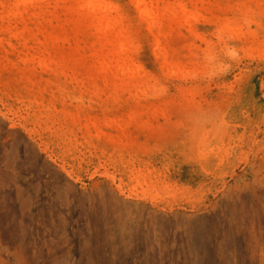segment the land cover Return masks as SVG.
<instances>
[{"label": "rangeland", "instance_id": "1", "mask_svg": "<svg viewBox=\"0 0 264 264\" xmlns=\"http://www.w3.org/2000/svg\"><path fill=\"white\" fill-rule=\"evenodd\" d=\"M203 16L198 29L214 42L218 57L204 60L209 70L195 78L164 82L166 91L153 102L161 117L152 116L154 106L143 109L145 115L131 103L85 95L83 103L67 101L64 109L73 116L121 122L137 112L143 118L129 129L102 126L100 141H87L75 126L74 144H64L57 127L36 123L27 102L0 88V192L14 206L4 209L16 229L6 235V223L0 224V264L24 263L23 245L36 244L54 248L50 254H64L71 264H96L112 257L107 247L98 251L112 240L116 264H197L214 253L226 255L228 264H264V45L252 52L256 44L247 41L244 51H250L233 55L234 41L221 40L206 22L210 16ZM259 19L264 24V13ZM140 36L143 61L157 72L149 39ZM192 41L184 39L186 46ZM26 198L33 203L27 206ZM148 237L153 256L139 247ZM59 241L63 251L70 249L66 255L48 245Z\"/></svg>", "mask_w": 264, "mask_h": 264}, {"label": "bare ground", "instance_id": "2", "mask_svg": "<svg viewBox=\"0 0 264 264\" xmlns=\"http://www.w3.org/2000/svg\"><path fill=\"white\" fill-rule=\"evenodd\" d=\"M128 3L129 6L125 0H0V88L3 94L14 95L27 102L36 123L44 121L52 128L57 127L56 130L62 132L64 144H74L72 137L75 126L84 131V139L93 142L105 137V133L101 131L102 126L129 129L128 127H136V124L143 120L137 112L130 113L122 123L115 119L99 120L69 114L64 109L67 101L72 99L74 102L83 103L82 95H85L87 100L95 99L112 105L123 102L141 105V112L154 106L158 109L153 110L155 113L152 116L161 117L159 106L156 107L153 102L161 98L160 95L166 91L164 82L170 79L195 78L209 70L208 65H203L204 60L210 61L218 57L214 42L198 29L203 15L210 16L206 18V22L215 25L221 40L225 36L234 41L235 45L231 51L233 55L238 51H250L247 50L250 47L244 51L243 45L247 41L256 44L252 47V52L264 45V24L259 19L264 13L262 0H128ZM251 27H254L255 31H251ZM262 32L263 36L259 37ZM140 35L149 39L148 50L157 72L146 66L143 61L145 47ZM187 36L193 40L189 46L184 42ZM202 44L206 45L204 51L200 46ZM66 83H70L72 87L66 88ZM116 162L113 161L114 164ZM148 173L153 174L150 171ZM69 175L67 173V176ZM137 177L140 179L144 176L140 174ZM2 195L4 196L1 197L2 203L0 202V224L6 223L7 229L4 232L11 235L10 229H14L15 219L4 209L8 202L4 199L5 192L1 191L0 196ZM30 200L25 201L27 206ZM22 203L24 199L19 209L23 206ZM9 222L11 225H8ZM197 234L193 239L199 237ZM207 238V246H210L209 236ZM112 241H103L104 244L101 242L98 248L102 253L105 252L104 247H107L112 257H100L96 264L117 263V247H114ZM19 242L21 243V239ZM61 243L60 246L57 242L48 245L56 244L55 248L59 254L70 250L67 248L64 252ZM20 245H17V248H21ZM36 245L31 248L23 245L21 253H26L27 256L20 258L25 260L24 263L71 264L64 254L59 258L53 254V257L50 253L54 252V248L50 251L41 244ZM139 247L149 256L155 253L150 237L142 240ZM20 250L22 249H19V252ZM214 254H208L199 262L196 261L197 264L230 262L226 255ZM243 261L241 260L240 264H244ZM21 263L24 264L23 260Z\"/></svg>", "mask_w": 264, "mask_h": 264}]
</instances>
